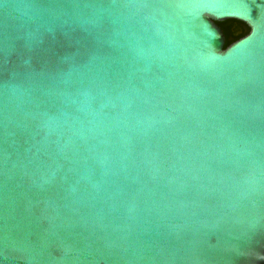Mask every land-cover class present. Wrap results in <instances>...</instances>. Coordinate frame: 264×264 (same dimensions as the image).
Returning <instances> with one entry per match:
<instances>
[{
  "label": "water",
  "instance_id": "water-1",
  "mask_svg": "<svg viewBox=\"0 0 264 264\" xmlns=\"http://www.w3.org/2000/svg\"><path fill=\"white\" fill-rule=\"evenodd\" d=\"M0 264H264V0H0Z\"/></svg>",
  "mask_w": 264,
  "mask_h": 264
},
{
  "label": "trees",
  "instance_id": "trees-1",
  "mask_svg": "<svg viewBox=\"0 0 264 264\" xmlns=\"http://www.w3.org/2000/svg\"><path fill=\"white\" fill-rule=\"evenodd\" d=\"M215 25L221 30L224 37V45L223 48L227 47L232 42L236 41L239 37L244 36L247 33V29L244 25L236 21H225L221 23H215ZM238 26H243L244 32L240 34L239 37L236 35V30Z\"/></svg>",
  "mask_w": 264,
  "mask_h": 264
},
{
  "label": "flooded vegetation",
  "instance_id": "flooded-vegetation-1",
  "mask_svg": "<svg viewBox=\"0 0 264 264\" xmlns=\"http://www.w3.org/2000/svg\"><path fill=\"white\" fill-rule=\"evenodd\" d=\"M236 31H237V32H236V35H235V36L239 37L240 34L244 32V28H243V26H238V28H237ZM241 37H242V36H241ZM241 37H239V38H241ZM239 38H238V39H239Z\"/></svg>",
  "mask_w": 264,
  "mask_h": 264
}]
</instances>
